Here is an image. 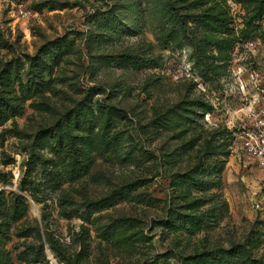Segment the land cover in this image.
<instances>
[{
    "label": "rangeland",
    "instance_id": "1",
    "mask_svg": "<svg viewBox=\"0 0 264 264\" xmlns=\"http://www.w3.org/2000/svg\"><path fill=\"white\" fill-rule=\"evenodd\" d=\"M0 117L12 264H264V0H0Z\"/></svg>",
    "mask_w": 264,
    "mask_h": 264
},
{
    "label": "built area",
    "instance_id": "2",
    "mask_svg": "<svg viewBox=\"0 0 264 264\" xmlns=\"http://www.w3.org/2000/svg\"><path fill=\"white\" fill-rule=\"evenodd\" d=\"M21 14L23 17L27 15L24 11H21ZM237 138L249 158L264 169V119L260 120L252 129L243 131Z\"/></svg>",
    "mask_w": 264,
    "mask_h": 264
},
{
    "label": "trees",
    "instance_id": "3",
    "mask_svg": "<svg viewBox=\"0 0 264 264\" xmlns=\"http://www.w3.org/2000/svg\"><path fill=\"white\" fill-rule=\"evenodd\" d=\"M46 90L47 89H42L41 92H44ZM26 92H27V97L26 98L27 99H31L32 97H34L40 91H39L38 87H31L30 86V87H28ZM207 112H212V109H208ZM3 122H4V120L0 117V124H2ZM216 187H218V185L215 184V183L210 186V188H216ZM0 264H12V261L10 260V257H9L8 254L0 253Z\"/></svg>",
    "mask_w": 264,
    "mask_h": 264
}]
</instances>
